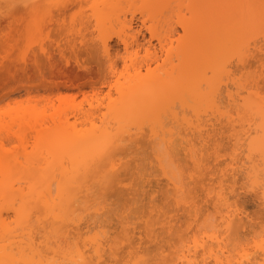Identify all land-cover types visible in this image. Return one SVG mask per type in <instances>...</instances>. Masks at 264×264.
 <instances>
[{
  "label": "rangeland",
  "instance_id": "rangeland-1",
  "mask_svg": "<svg viewBox=\"0 0 264 264\" xmlns=\"http://www.w3.org/2000/svg\"><path fill=\"white\" fill-rule=\"evenodd\" d=\"M162 1L164 2L158 0L161 3H158L160 4L158 6L157 0H0V249L4 248L3 250L7 249L15 254L16 252L35 254L40 251L39 253L51 255L57 245V237L56 239L54 237L57 236L55 234L58 232L57 227L47 218L46 207L40 203V195L46 184L40 183L42 179L39 176L46 172L44 168L48 169V173L51 172L47 167V164L50 167V162L47 161L48 155L47 151L45 152L47 145L46 140L43 139L46 138V128L52 127L53 121L57 118L52 103L46 107L43 97H49L48 101H53L56 105L59 103V97H67L70 102L87 109L89 102L94 98L105 97L110 90L111 92L114 90L113 94H116L115 80L121 72H124V75H120V81L125 82L124 76L130 75V78L131 75L134 76L137 67H142V73H146L149 61L151 66L162 69L169 68L172 60L173 63L179 62L180 56L177 55L178 50L175 46H178L177 38L185 35L182 26L184 17L193 19L192 21L198 24L202 20L199 16L201 10L197 8L200 11L198 15L195 13L197 20L195 17L191 19L192 14L190 16L189 9L186 11L185 7L190 1L192 3L196 1ZM221 1L223 3V0H214L211 6L219 8ZM211 2H207V7L208 5L211 7ZM57 4L64 7L54 9L52 6ZM8 5L15 7L8 8ZM89 5L93 7L88 8ZM81 6L87 9V15H81L79 22L73 24V13L79 12ZM181 6H184V9H180ZM217 8L214 10L211 7L213 11L221 9ZM212 13L207 15L209 17L205 16L208 23L212 21L211 19L215 20ZM180 18L182 22L179 21ZM167 36L168 38L171 36L175 44L171 62L165 59L167 56L165 48L161 47L163 40L166 43L170 41L168 38L166 41ZM181 40L184 41V37ZM105 46L108 50H104ZM147 46L151 47L150 53L146 52ZM258 56H255L248 67H245L248 72L239 64L231 69L236 70L240 67V72L246 73H244L246 76H243L246 79H251L254 75L258 77L259 74L258 83L261 88V66ZM117 59L120 61L118 66ZM125 62L128 65L127 69L124 66ZM158 64L160 67H157ZM174 65L176 64H173V67ZM189 72L190 70L186 71V74L189 75ZM249 73L253 76L247 77ZM186 74L184 75L187 76ZM177 81L179 82V79ZM178 84L181 85V82ZM235 88L237 91V87H232L233 92ZM222 93L219 97L222 100L220 103L219 99L221 106L226 102L225 91ZM260 93L264 95V92ZM190 113L194 114L192 111L188 113L185 111L186 115ZM206 113L201 115L202 118L208 117ZM166 118L167 124L173 123L172 125L169 123V126L182 128L184 125L183 121L180 122L181 124L178 123L181 118L178 121L174 118ZM80 121V125L84 124L82 120ZM216 126L219 127L218 124ZM146 128L148 129L149 125H146ZM226 132L229 134L228 131ZM229 135L225 136L223 133L215 136V138L223 137L219 139L218 146L211 144L213 140L210 141L211 145L209 142L204 144L206 147L203 145L202 161H204L199 166L192 162L183 146L176 142L175 149L172 148L173 151H169L167 155L164 144L161 146L160 142H154L149 137H142L138 143L127 141L121 149H114V152L115 150L120 152L123 166L116 171L117 175L114 176L115 172L113 173L114 178L112 176L111 180L106 182L110 185L106 186L103 182L101 184L96 179H91V182L89 180L90 203L100 202L104 208L98 214L93 208L82 213L85 217L82 220L87 219V222L90 220L92 226L98 224L95 225L97 227L90 229L89 233L94 234V230L103 227L102 231L104 230L107 237L109 236L111 248L107 247L109 249L106 256L109 257H105L107 258L105 264H126L135 251L141 252L140 254L143 252L141 259L145 258L148 264H156L155 260L162 262L165 257L170 259L175 255L174 250L189 240L188 234L191 233L193 237V233L197 230V217L194 216L191 204L197 205L206 213L203 217L199 214L201 222L209 214V210L216 217L213 196L208 193V188L215 187L216 181L220 179H226L225 183L228 182L232 186L235 195L233 191L230 192L232 194L230 201H234L237 207L245 210L244 217L248 222L244 228L238 227L236 223L237 225L233 226L230 232L229 240L240 238L242 241H247L254 237L256 230L261 232V224L264 227V206L259 205L258 198L249 186L248 188L246 186L248 191L246 188H241V183L245 182L243 180L245 174L242 170L232 179L230 171L226 169L228 164L225 161L230 155L228 148L232 145L228 139ZM197 138H194L196 142ZM155 152L163 153V156H166V169L178 175L180 179H184L185 187L190 192L203 193L202 198L194 202H178L175 199L174 188L167 183L163 170L157 163ZM39 158L44 159L46 163L41 159V162H38L36 159ZM192 170L196 177L191 179L187 175L188 178L184 176ZM224 171L226 175H223ZM228 176L231 179L227 181ZM3 194L8 197L2 199ZM22 211L23 215L20 213ZM19 217L22 222L19 221ZM82 222L84 226L85 221ZM87 229L85 227L82 232H86ZM232 245L235 246L234 243Z\"/></svg>",
  "mask_w": 264,
  "mask_h": 264
},
{
  "label": "bare ground",
  "instance_id": "bare-ground-1",
  "mask_svg": "<svg viewBox=\"0 0 264 264\" xmlns=\"http://www.w3.org/2000/svg\"><path fill=\"white\" fill-rule=\"evenodd\" d=\"M159 1L161 3L164 2L162 0ZM194 1L196 2L192 3V1H190L189 4L187 3L185 7L186 11H188L189 9L188 13L190 14V16L192 14V17H189L191 19L195 17L196 19L195 13H197L198 15V12H200L199 10H201L199 16L202 20L204 19V21L202 22L201 20L200 22L202 23L199 22L200 24L198 23V25L196 23V25L195 22L192 21L193 19L190 20L183 16L185 19L183 21L184 25L182 23L181 24L182 26H184L183 28L185 30V35L177 38L178 46L180 48H178L177 45L175 46V48L177 47L176 50H178L177 55L180 56H177L179 58L178 63H173L172 60V57L174 56V53L172 51L175 49L173 46L175 44H173L172 42V40L174 41V39L171 36L170 38H168L167 36L166 41L168 39L170 41H168L167 43L164 42V40L162 41V43L160 41V43L162 44L161 47L165 48V53L167 55L165 59L170 62L172 60V63L176 64L173 67V64L169 62L170 66L172 65L170 70H168L170 66L167 69H162L159 66L160 64H158L157 66L160 68L153 67L151 66V61H149V63H147L146 73H142V67H137L138 69L135 70L134 76L131 75V78L129 77L130 75L128 76L129 78L127 76H124L126 78L124 80H126L127 82H121V78H119L121 76L119 75L115 80V86L113 85L114 89L116 88V94H113L114 90L112 92L110 90V92L106 93L105 97L102 96V98H94L96 101H94V99L93 101H90L89 107L87 109L79 107L73 102H70L68 99H66L67 97H59V103L57 105L53 101H48L50 99L49 97H43L46 101V107H48V105L50 106L49 103H52V107L55 109L54 114L57 115V118L53 121L52 127L46 128L47 134H45L46 136L44 135L46 138L43 136L45 138L43 140H46L45 144L47 145V150L45 149V152L47 151L48 155L47 161L50 162V167L48 166V164L47 167L51 172L48 173L47 168L46 170L45 168H42L46 172L39 176L41 177L40 179L45 182L43 183V181L40 180V183L42 182V184H46V188H44L46 189V194L44 196L45 198H41L40 203L46 207V201L52 197V189L53 185L55 184L59 192L58 198L63 201L61 211V224L64 225L65 233L71 231L78 237L86 238L89 236V234H91L89 233V230L97 227L95 226L97 223L94 224V226L90 225L89 219L88 222L87 219L82 220L83 218H85L84 215H82L84 210L93 208L95 212L98 211V214L104 208V205H102L100 202L90 203L91 199H89V180L91 182V179H96V181L101 182V184L103 182L106 186L110 185H107V183L109 182L108 180H111L110 178L113 176V173L115 172V176L116 171H118L119 168L121 169V167L123 166V161L121 155L119 154L120 152H116V150L119 149L116 148L121 149L127 141L138 143L139 141H141L142 137H149L154 142H160L161 146L164 144V147L167 151L166 155L170 153L169 151H171L172 148L175 149L174 144L175 147L177 144L181 145L183 146V149L186 150L185 152L187 153V155L192 159V162L195 165L199 166V164L204 161H202V153L206 143L209 142L210 144V141L213 140V143L211 144H215L217 146L218 144H220L219 139L221 137L215 138V136L223 133L225 134V136L230 134L228 136V139H230V143L232 142V145H234L235 141L231 139V135L234 131L237 130L238 124L243 126L245 122L247 128L252 130L254 134L259 133L261 123L259 119V111L261 103L262 101H264L263 93L261 94V91L258 90L261 89L259 88L260 86L258 83V77H260V75L258 74V77L252 75L253 77L251 76V79H246L244 77L243 83L238 84L233 82L231 86H229V81L220 80L217 66L220 58L228 55L247 35H249L252 31H256L258 33L260 27L259 5L261 3V0H223V3L222 1L221 3L218 2V5L220 3V6L218 7L221 9L219 11L216 10L217 13L216 11L212 10H215V8L217 7L214 8L213 6H211L214 4V0ZM206 1H212L210 4L212 9L211 7H209V5L207 7L208 3ZM160 2H158L157 0L158 6H160ZM197 2L200 4H202L203 2V4H206V6L204 5V7L203 4L200 5ZM200 6L203 8H200ZM183 7L181 6V8H179L182 9ZM197 8H199V10ZM204 10L206 13L203 12ZM182 11L183 10H181V13ZM210 11L214 13H212V17L215 18V20L211 19L212 21L208 23V19H206V17H209L207 15H211ZM193 14L195 15L193 16ZM199 16L197 17L199 18ZM179 21L182 22V19L180 18ZM193 23L195 25H193ZM172 32L175 33V31ZM183 37L184 41L181 40V38L183 39ZM178 40L181 42H179ZM163 42L166 44H164ZM208 44H213L211 45L213 48H211V46ZM150 46H147L145 48L147 53L151 52ZM104 50H108V47L105 46ZM181 51L182 54H180ZM256 56H258V53L256 54ZM26 66L27 64L24 65V67ZM242 67L245 68L244 66ZM69 69L70 68L68 67V70ZM155 70L157 73H155ZM189 70L190 74L188 73L189 75H187L186 71ZM243 70L244 69H242V71ZM191 71H193V73H191ZM229 71L235 73L236 70H232L230 68ZM244 71L248 72L246 68ZM181 73H184L187 76H185L184 74L182 75ZM240 73L244 74L245 72ZM245 74L243 76H246ZM180 76L182 78H179ZM247 77H249V75H247ZM172 79L174 81H172ZM178 79L179 82L177 81ZM230 79L235 81L236 77L232 76L230 77ZM181 80H184L183 83ZM180 82L181 85L178 84ZM249 83L252 84L251 87L248 86ZM232 87H237V91L235 88V91L233 92ZM242 89H245L247 93H244L245 91L243 92ZM224 91L226 95H224V101L226 102L224 103L225 106L223 104V108V106H221L222 104H220L222 100L219 97L220 95L222 96V92ZM208 108L210 110H208ZM185 111H187V113L192 111L194 113L192 115L196 117L193 118L197 120V122L191 117V113L189 115H186ZM180 113H183V115H180ZM205 113L208 115V117L202 118V114ZM209 113H211V115ZM207 115H204V117ZM166 117L172 119L174 118L177 121L181 118V121H179L178 123L183 121L182 124L184 125L182 126V128L180 127L181 129L179 127H174V125L169 126V123L171 125L173 123L169 122L167 124V122L165 121L167 119ZM172 119L171 121H173ZM80 120L84 122V124H81L85 125L84 127H81ZM177 121L174 120L173 122L177 123ZM216 124H218L219 127H217ZM146 125H149L148 129L146 128ZM223 127L224 129H222ZM226 131H228L229 134H227ZM195 137H198V140L196 139L197 142L194 140ZM114 149H116L115 152ZM163 155L164 154L161 152H155V158L157 160V163L163 170V173L167 179V183L172 185L176 193L177 183H179L181 187H185L186 181L182 178L180 179L178 175L171 173L169 169H166V156ZM42 158L36 160L38 162H41ZM230 158L231 157L229 155V159ZM42 161L44 162V159ZM34 164L38 165L39 163ZM227 164L228 168L226 169L230 171L228 172L231 173L232 179L236 177V173L238 171L242 170L244 173V161L241 160L238 164ZM38 166L36 167L38 168ZM254 166V170L258 173V160L254 161ZM41 167L42 166H40V168ZM51 167L53 168V170H51ZM226 171H224L223 175L227 174ZM192 172L193 170L191 171V173L188 172L189 175L184 174V176L187 175L189 176V178L196 177V174ZM114 176L112 178H114ZM229 178L230 177L228 176L227 181ZM225 180L220 179L216 181L217 185L215 187H212L214 191L217 189V187L223 188L224 190L225 202L220 206H217L216 199L212 197V201H214L213 205H215L214 209L217 212L214 226L220 232L224 233V236L221 237V239L224 240V243L221 244V242L217 240L215 242L214 249L211 245L209 246V264H213L217 256L222 261H234L235 264H264V249H261L258 246V237L260 233L258 232L259 230H256L254 232V237H251V240L249 239L246 241L247 244L242 243L240 248H234L235 246H233L232 243L228 242L229 238L231 237L230 232L232 231L233 226L237 225L236 223H238V227L244 228L246 227L248 222L244 217L245 210H243V208L240 209V207H237V204L235 205L234 201H230L233 189L231 188L232 186H230V183H225ZM42 184L40 185L44 187L45 185ZM241 184V188H246V186L248 188L249 186V188H251L250 190H253L254 195L258 198L256 199L259 201V205L264 206V193H261L258 190V184L255 187L251 184H246L245 182H242ZM104 185L101 186L105 187ZM64 186H68L70 190L66 191ZM5 197L6 195L3 194L2 199H6L8 195L6 198ZM191 206H193L192 209L194 210L195 218L197 217L196 220H200V218L206 214L205 212H203L204 210L201 211V209L198 208L197 205L191 204ZM206 209L208 210V208ZM81 210L82 212H80ZM201 212L203 213L201 214ZM20 213L22 214L24 212L22 211ZM199 214L202 216L198 217ZM20 219L21 218L19 217V221ZM82 221H85L84 226H82V223H84ZM52 224L56 226L55 223ZM99 225H101V223ZM261 225V228H264L263 224ZM196 226H198V230L200 225L197 224ZM85 227L88 228L86 231L87 234L86 232H82V229H84ZM53 228L55 229V227ZM102 229L96 230L98 232L102 231ZM96 230H94V234H91L93 237H95V234L97 233ZM197 230L195 231V233H193V237L191 235V239L193 241H195L196 239ZM57 231L54 230V232ZM58 233L59 232L55 233L57 236H54L55 239L57 237V245L53 249L54 253H51V255L50 253H39L40 251L35 254L23 252H16L17 254H15V252H9V250L7 249L3 250V248L0 249V264H21V262L23 261H42L43 264H48L49 261H72L76 257L73 256L72 252L67 248V245L65 243L58 240V236L60 235V233ZM103 234V241H101L100 243H95L93 239H90L88 241V244L85 245L83 249H81L84 257L89 260H95L96 264H105V262H107V258L109 257L106 255L109 249H107V247L109 246L111 248V241L108 239L109 236L107 237V233L105 231L103 232ZM205 238V234L200 233L201 242H203ZM187 241L183 242L184 244L182 243V245L174 250L175 255L170 259H166L165 257L162 262L155 260L156 264L157 262H159V264H185L186 259H203V252H201L199 256L190 254L187 248ZM81 242L83 243V239L81 240ZM241 249H243V253ZM140 253L141 252L138 251H135L134 253L132 252V255L130 256L131 258L127 261L126 264H144L143 262L145 261V258L143 260L141 259L143 258V252L142 254Z\"/></svg>",
  "mask_w": 264,
  "mask_h": 264
},
{
  "label": "snow or ice",
  "instance_id": "snow-or-ice-1",
  "mask_svg": "<svg viewBox=\"0 0 264 264\" xmlns=\"http://www.w3.org/2000/svg\"><path fill=\"white\" fill-rule=\"evenodd\" d=\"M8 8L15 7V5H8ZM55 8L64 7L63 5H53ZM93 7L89 5L88 8ZM254 7V6H252ZM260 7V27L258 33L252 31L247 35L243 40H241L238 45L226 56L220 58V61L217 66V71L221 81H229V86L233 82L243 83L244 77L240 73L239 68L236 69V72H230L229 69L234 67L236 64H240L244 67L253 61L256 54H259L260 60V70H261V81L262 87L261 91L264 92V0H261L259 5ZM81 15H87V9L80 7L79 12L73 13V24L78 23ZM111 58V57H109ZM120 61L117 59L116 64L119 65ZM125 69L128 68L127 63L125 62ZM121 76L124 75V72L120 73ZM251 77V73L248 74ZM235 76V81L231 80L230 77ZM252 86L251 83L248 85ZM260 119V130L258 134H254L252 130L247 128L246 122L243 126L237 125V130L234 131L231 135V139L235 141L234 145H229L230 159L226 160V163L229 164H238L239 161H244V173H245V183L256 186L258 184V190L261 193H264V101H262L259 111ZM234 148V150H233ZM259 161V172L257 173L254 170V161ZM65 190H70L68 186H64ZM53 195L46 201V211L48 213V219L52 220L53 223L57 226V230L60 233L58 240L65 243L67 248L72 252L73 256L76 257L70 262L65 261H49L48 264H96L95 260H89L84 257L81 249L88 244L90 239H93L95 243H100L103 241L104 234L102 231H98L93 237L89 234L88 237H78L75 233L68 231L64 232V225L61 224L62 216V206L63 201L59 199V192L57 186L53 185ZM208 192L213 195L216 199L217 206H220L225 202V195L223 188L217 187L214 191L211 187L208 189ZM46 194V189L42 190L43 198ZM203 193L198 194L197 191H189L187 187H181L177 183V191L175 193V199L180 202H194L198 199H201ZM216 217L210 212L206 217H204L203 222L199 219L196 221L200 225L197 230V236L195 241L191 239V233H189V240L187 241V248L190 254L199 256L201 252L204 253L203 259H186L185 264H209V246L211 245L213 249L215 248V242L219 240L221 244L224 243V240L221 239L224 236V233L220 232L215 228ZM200 233L205 234V239L203 242L200 240ZM227 238V237H226ZM83 239V243L81 240ZM229 243H234L237 248H240L241 244H247L246 241H242L240 238H236L234 241L229 240ZM258 246L261 249H264V228H262L259 233ZM194 250V251H193ZM243 253V249H241ZM21 264H43L42 261H23ZM213 264H235L234 261H222L218 258L214 260Z\"/></svg>",
  "mask_w": 264,
  "mask_h": 264
}]
</instances>
